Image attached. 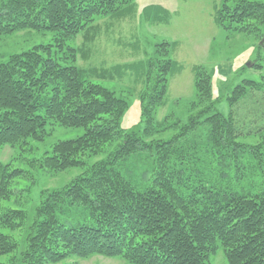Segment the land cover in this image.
<instances>
[{
	"label": "trees",
	"instance_id": "1",
	"mask_svg": "<svg viewBox=\"0 0 264 264\" xmlns=\"http://www.w3.org/2000/svg\"><path fill=\"white\" fill-rule=\"evenodd\" d=\"M129 1L0 0V40L24 30L58 35L54 45H39L0 63V147L42 140L49 124L83 127V135L58 141L41 160L42 167L62 172L82 168L86 156L95 157L105 144L121 140L109 157L93 161L62 190L47 193L37 210L39 219L32 226L25 257H33L37 264L93 255L118 257L130 264H210V255L220 242L229 264H264L262 145L250 151L249 168L255 173L249 174L238 158L248 150L240 139L247 133L239 131L232 115L217 111L214 103L191 114L188 122L179 121L182 126L175 135L148 141L156 109L165 103L168 75L178 69L166 49L149 61V85L142 96L148 100L145 128L138 125L126 131L120 121L128 101L74 64L76 48H64L67 41L93 27L97 17L117 11ZM219 21L225 29L247 33L252 31L249 23L257 22V31L264 24V2L224 0ZM166 45L175 44H159ZM56 52L62 56H55ZM89 72L102 78L111 76L108 70L99 74L91 68ZM195 72L198 101L210 100V73L201 66ZM250 89H259L258 82L244 79L233 88L229 104L236 105ZM199 126L207 127L208 134L206 146L196 149L187 137ZM141 151H155L157 163V174L144 189H138L117 169L118 160ZM219 154L222 170L211 172L215 169L212 159ZM25 173L0 160V199L12 196L13 181ZM251 176L259 177L260 190L252 193L237 188L243 178ZM65 203L85 206L93 222L62 223L57 214ZM23 219L21 210L3 212L0 226L15 230ZM17 246L14 238L0 231V257Z\"/></svg>",
	"mask_w": 264,
	"mask_h": 264
},
{
	"label": "rangeland",
	"instance_id": "2",
	"mask_svg": "<svg viewBox=\"0 0 264 264\" xmlns=\"http://www.w3.org/2000/svg\"><path fill=\"white\" fill-rule=\"evenodd\" d=\"M223 4L224 0H130L120 4L117 11L97 17L93 27L67 41L64 48H76L74 64L87 70L88 75H93L91 78L95 82L128 101L129 105L120 121L126 131L138 125L145 128L144 105L148 100H143L142 96L149 85V61L157 59L165 49L169 50L170 58L176 60L178 69L168 75L165 103L156 109L155 124L151 127L153 135L148 141L165 140L175 135L182 126L180 122H188L191 114H197L214 103L217 111L225 116L232 115L233 124L239 131L247 133L240 139L248 150L238 158L242 164H246L251 174L255 171L249 168L252 161L250 151L257 145H262L264 151V144L261 143L264 140V24L255 31L257 22H250L252 31L248 33L225 29L219 21ZM88 37L92 39L88 40ZM57 38L58 35L50 31L31 30L5 36L0 40V63L15 53L39 45H54ZM164 42L175 45L160 47L159 44ZM54 55L62 56L57 52ZM198 66L211 75L212 96L207 101H198L196 95L195 68ZM91 68L99 74L103 70L111 71V76L97 77L89 72ZM244 79L258 82L259 89L248 90L232 107L228 98L233 88ZM193 109L196 111L193 112ZM83 134V127L49 124L42 140L29 139L26 144L0 147L1 161L26 171L24 176L13 181L12 196L0 199V213L21 210L24 214L20 228L12 230L0 226V231L10 235L18 244L14 252L0 257V264H37L33 257L26 258L24 251L27 250L32 226L39 219L37 210L47 193L65 188L93 161L109 157L121 143L120 139H114L103 146L99 155L86 156L82 168L55 172L41 166L44 155L51 153L58 141L74 139ZM207 134V127L199 126L195 133L187 137V141L196 149L204 148ZM205 158L211 160L209 156ZM221 160L220 154L212 159L215 169L211 172L218 171V168L222 170L219 165ZM117 164V169L138 189L149 186L157 174L155 151L153 154L150 151L135 153L124 161L118 160ZM241 181L237 188H245L252 193L260 190L258 176L246 177ZM57 216L67 226L93 222L89 210L78 203L63 204ZM209 263L229 264L220 242L211 253ZM57 264L130 263L118 257L93 255L89 258L71 256Z\"/></svg>",
	"mask_w": 264,
	"mask_h": 264
}]
</instances>
